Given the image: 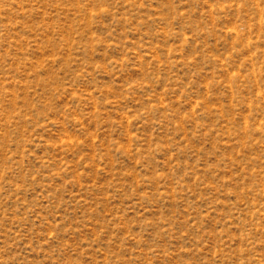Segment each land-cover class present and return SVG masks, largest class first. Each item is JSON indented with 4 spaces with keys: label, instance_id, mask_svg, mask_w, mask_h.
Here are the masks:
<instances>
[{
    "label": "rangeland",
    "instance_id": "obj_1",
    "mask_svg": "<svg viewBox=\"0 0 264 264\" xmlns=\"http://www.w3.org/2000/svg\"><path fill=\"white\" fill-rule=\"evenodd\" d=\"M0 264H264V0H0Z\"/></svg>",
    "mask_w": 264,
    "mask_h": 264
}]
</instances>
